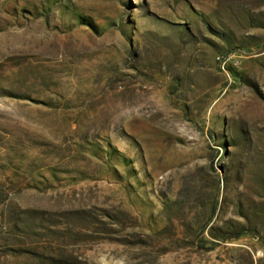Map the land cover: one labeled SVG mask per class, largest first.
<instances>
[{"label": "rangeland", "instance_id": "1", "mask_svg": "<svg viewBox=\"0 0 264 264\" xmlns=\"http://www.w3.org/2000/svg\"><path fill=\"white\" fill-rule=\"evenodd\" d=\"M0 264H264V0H0Z\"/></svg>", "mask_w": 264, "mask_h": 264}, {"label": "trees", "instance_id": "2", "mask_svg": "<svg viewBox=\"0 0 264 264\" xmlns=\"http://www.w3.org/2000/svg\"><path fill=\"white\" fill-rule=\"evenodd\" d=\"M233 237H238V235H235V236H233Z\"/></svg>", "mask_w": 264, "mask_h": 264}]
</instances>
